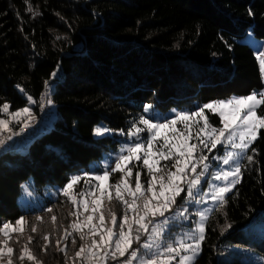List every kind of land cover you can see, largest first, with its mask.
<instances>
[{
    "label": "trees",
    "instance_id": "16d2710c",
    "mask_svg": "<svg viewBox=\"0 0 264 264\" xmlns=\"http://www.w3.org/2000/svg\"><path fill=\"white\" fill-rule=\"evenodd\" d=\"M249 32L264 39V0H0V106L9 104L8 114L28 107L31 117L37 115L46 82L56 106L49 130L24 151L0 156V226L15 225L20 217L27 221L22 233L12 232L8 239L13 264H34L19 260L29 236L28 247L41 264H71L58 247L67 245L71 257L84 243L76 232L62 239L78 219L70 215L78 213L76 205L64 194L45 199L41 208L20 206L30 178L41 196L63 190L76 173L90 172L93 163L116 153L125 141L122 135L145 117L148 105L162 114L193 111L261 90L259 62L242 41ZM28 96L36 103H29ZM8 114L0 112V117ZM205 115L213 127L222 126L218 115L209 110ZM258 115H264V105ZM100 124L113 134L96 138ZM247 155L254 161L244 158L240 183L207 221L194 264H263L244 259L241 251L264 259V235L251 231L257 219H264V129ZM133 168L132 186L136 171L146 186V168L141 162ZM121 175L112 174V184ZM85 179L76 185L77 193ZM109 208L122 214L115 199ZM226 224L232 227L221 235Z\"/></svg>",
    "mask_w": 264,
    "mask_h": 264
},
{
    "label": "snow or ice",
    "instance_id": "6c2138e0",
    "mask_svg": "<svg viewBox=\"0 0 264 264\" xmlns=\"http://www.w3.org/2000/svg\"><path fill=\"white\" fill-rule=\"evenodd\" d=\"M25 2L27 3V0ZM28 11H32L30 5ZM249 14L251 15V12ZM257 58L264 73V52H261ZM56 75V72L52 73L53 77ZM27 100L29 103H36L31 96H28ZM47 103L51 104L52 101L49 99ZM261 105H264V91H253L250 95L204 104L197 111L173 110L174 117L162 123L153 122L158 116L150 118L141 116L138 122L133 123L129 135L136 137L137 140H140L142 132H147L149 136L146 143L134 142L122 149V151L126 150L127 155H120L115 167L111 169V172L122 174L118 181L108 184L111 172L106 170L102 175L94 176L95 181L99 182L95 185V191L90 190L87 193L81 191L73 195L75 185L82 179L80 175L73 176L64 187L63 194L69 197L74 205L80 203L76 196L91 197L92 214L87 215L83 222L77 219L69 225L72 231L65 229L63 240L66 241L73 232H76L80 241H84L73 256H67L65 250L67 245L64 248L58 247V250L65 253L67 261L71 264H110L112 261L116 264H193L201 250V242L205 239V221L212 209L197 211L195 215L199 216V220L194 222L192 229L182 233H176L173 229L179 222L189 220V215H186L189 210L184 206L186 204H200L203 197L208 195L212 201L218 202L221 208L227 203L226 193L231 192L235 185L240 183V161L245 156L249 163L254 161L253 155L246 154L259 138L260 130L264 129V115H257V109ZM9 107V104L4 103L0 106V112L7 113ZM151 107L148 105L145 111L147 112ZM205 109L213 113L218 112L223 127H213L205 115ZM224 109L230 111L225 113ZM10 115L17 122H21L22 115L31 117V109L24 107ZM226 115L234 117V120L231 122L226 120ZM201 121H203L202 126ZM9 122L0 119V132L7 129ZM178 123L183 125L182 129L176 128ZM137 124H142L144 127H138ZM96 132L99 134L101 129L97 128ZM168 133H171V136ZM161 135L163 143L153 151ZM192 139L197 143H189ZM4 143L5 141L0 139V146ZM218 145L226 149L230 147L232 150H226L223 156H213L211 159L221 161L225 166L232 164L234 167L224 170L217 165L219 170L211 173L212 179L226 183L224 186H217L208 181L210 191L202 193L200 189L202 179L210 173L211 168L210 158L204 154V150L210 153L213 149H217ZM251 150L253 153L257 151L255 148ZM133 160L143 161V166L148 172L146 186L141 182L140 171H136L135 186L132 187L130 178L133 169L128 165ZM162 160L170 161L171 167L168 164L161 167ZM85 175L89 174L85 173ZM185 191L186 195L181 196ZM197 195H200L201 199H196ZM178 197L184 201V204H178ZM112 199L123 206V211L118 216L111 208L107 209L109 220L106 221L102 204L105 200L111 202ZM90 205L89 202L83 201L85 212L89 211ZM47 211L51 212L52 209L49 208ZM169 213L171 215H167ZM70 215L79 217L81 214L73 212ZM94 219L96 223H93ZM52 221H56L55 216H52ZM26 223L25 218L20 217L15 221L16 227H13L11 222H3L0 226V234L6 238L0 240V244L4 245L0 247V261L7 256V264H13V248L8 246V239L11 238L12 232L22 233L23 225ZM231 227V224H226L221 235ZM31 231L36 232L37 228L33 226ZM32 239V236L28 237V244ZM43 239L46 242L44 245L46 250L49 236L45 235ZM60 243V240L56 241L57 246ZM28 244L21 248L19 260L23 261L27 258L34 264H41L32 254ZM71 244L73 246L77 244L75 238L71 240ZM189 252L191 255H186Z\"/></svg>",
    "mask_w": 264,
    "mask_h": 264
},
{
    "label": "rangeland",
    "instance_id": "374dc122",
    "mask_svg": "<svg viewBox=\"0 0 264 264\" xmlns=\"http://www.w3.org/2000/svg\"><path fill=\"white\" fill-rule=\"evenodd\" d=\"M244 43H247L249 45H251V47L253 48L254 50V53H255V56L256 58L258 57V55L261 53V52H264V39H260V38H257L254 36V34L252 32H249L248 35L242 40ZM258 60V58H257ZM259 62V60H258ZM259 65H260V62H259ZM260 70H261V66H260ZM262 73V71H261ZM262 77H263V82H264V73H262ZM257 92L259 91H264V87L261 89V90H255ZM232 97H240V96H237V95H233ZM230 97V98H232ZM259 98V97H258ZM229 99V98H228ZM223 100H227V99H223ZM218 101V100H217ZM214 102V101H212ZM212 102H209V103H212ZM203 106V105H202ZM202 106H198L196 107L193 111H197L200 107ZM260 108V107H259ZM259 108L257 109V115H258V110ZM205 110H208V109H205ZM175 111H190L188 110V108H185V109H182V110H176ZM225 113H228L230 111V109H224ZM146 112V111H145ZM213 113V112H212ZM5 114H8L5 113ZM216 115L219 116L218 112L217 113H214ZM175 115L174 111L172 110L170 113L168 114H162L160 112H158L157 110H155L153 107H151L150 109H148V111L146 112V115H145V118H150L152 116H158L157 119H154L153 122L154 123H157V122H164L166 119H171L173 118ZM220 117V116H219ZM28 117H26L25 115H22L20 117V121L21 122H24V120H27ZM0 119H4V120H8L10 121L8 123V126H7V129L3 130L2 132H0V135L2 133H5L7 134L8 131L12 130V129H15L18 125L21 124V122H17L16 119H14L10 114H8V117H0ZM56 119V116L54 118V120ZM221 119V117H220ZM225 119L228 120V121H232L234 120V117H231V116H228L226 115L225 116ZM236 122L238 123V120H236ZM203 125V121H201V126ZM103 125L100 124L98 125L97 128H100L101 129V132L98 134L96 131H95V137L96 138H100V137H103L107 134H113V132L107 130L106 128H103L102 127ZM138 127H141L143 128L144 125L140 124L138 125ZM183 125L182 124H177L176 125V128L179 130V129H182ZM223 127V124L222 126ZM96 128V129H97ZM163 135V134H162ZM162 135L161 137H158V143H156L153 147V151H155L156 148H159L160 144L163 143V139H162ZM169 136H171V133H168ZM193 135H195V133H193ZM123 136V139H125V141L122 143V146L119 148V150L116 152V153H111L109 155H107L105 157L104 160L102 161H99V162H95L91 165V168L92 171L90 172H87L86 169H82L80 172L76 173L74 176L76 175H80L82 178H86L85 181H89V183H85L84 185V189H83V192L87 193L88 191L92 190V191H95V185L99 182L95 181L94 179V176L95 175H102L104 171H110L111 172V169L115 167V164L116 162H118V157L120 155H127V152L126 150L125 151H122V149H125L126 146H129L131 144H133L134 142H139V143H146V139L147 137L149 136V134L147 132H142L140 133V140H137L136 137L134 136H130L129 133L128 135H122ZM189 143H197V141L195 139H192L189 141ZM254 144V143H253ZM252 144V145H253ZM251 145V147H252ZM250 147V148H251ZM249 148V149H250ZM248 149V151H249ZM226 150H232L230 147H228L227 149L222 146V145H218L217 146V149H213L212 152H208L206 149L204 150V154L205 155H208L209 158H210V161H211V168H210V173L209 174H206V177L202 179V184L200 186V189H201V192H209V184H208V181H211L212 184H215L217 186H224V184L226 183L225 181H216V180H213L212 179V175L211 173H214L215 171H218L219 168H222L224 170H229L231 167H234V165L230 164L228 166H225L222 164L221 161H218V160H212L211 158L213 156H223L225 151ZM248 151H247V154H248ZM246 154V155H247ZM142 155V153H141ZM246 157V156H245ZM244 159H242L240 161V164H242V161ZM141 162L143 164V161L140 160V161H136V160H133L129 165L128 167H131L133 169V174H134V168H133V165L136 164V163H139ZM165 164H168L169 167H171V162L170 161H165V160H162L160 161V165L161 167H163V165ZM217 165H219V168H217ZM99 168V170H97V168ZM96 168V169H94ZM147 170V169H146ZM173 171L175 169H172ZM199 171V169H198ZM85 173H88L89 175H85ZM117 172H111V175L112 174H115ZM133 176V175H132ZM132 178V177H131ZM131 178H130V183H131ZM79 184V183H78ZM108 184H112L111 182V176L109 178V181H108ZM132 185V184H131ZM236 186V185H235ZM76 187V185H75ZM105 187H107V185H105ZM133 187V186H132ZM186 185H185V189H186ZM234 189V188H233ZM232 189V190H233ZM186 192V191H185ZM184 192V193H185ZM232 192V191H231ZM226 193V197L231 193ZM58 193H62L63 194V190L59 189V188H55V189H51V190H48L45 192V194L43 196L39 195L34 186H33V180L32 178H30L24 185H23V192H22V195L19 199V203H20V206L23 207V208H28V207H36V208H41L42 205L45 203V199H49V198H52L54 196H56ZM77 192L75 191V188L73 190V195H75ZM113 196L115 195L114 191H113ZM183 193H181L182 195ZM76 199L78 201H80V203L78 204H75L77 209H78V213H80L81 215H79L78 219L80 222H83L84 221V218L89 215V214H92L91 213V205H90V201H91V197L85 195L84 197H80V196H76ZM196 199H201V196L200 195H197ZM83 201H87L89 202V211L88 212H85L84 211V207H83ZM184 204V203H183ZM185 207L188 208V213H186V215H189V220L187 221H181L177 224V228L175 227V230L177 229L176 233H182L184 231H188L190 229H192L194 227V222L195 221H198L199 220V216L195 215V213L197 211H200V210H203L205 208H210L212 209L211 212H209L207 215H208V219L205 221V231H206V224H207V221L209 220L210 216L213 214V212L218 208L220 207L219 206V203L218 202H214L211 200L210 198V195L208 196H204L203 197V201L200 203V204H195V203H191V204H186L184 205ZM108 207V201L105 200L102 204V208L104 210V215H105V218H106V221L109 220V217L107 215V209ZM167 215H171V213L167 214ZM96 219L93 220V223H96ZM255 224L253 225L251 231L253 232H257L259 231L261 234L264 235V219H257L255 222ZM13 227H16V225H13ZM25 227V224L23 225V229ZM86 232H87V229H85ZM247 232V231H246ZM189 243H191V241H188ZM202 244V242H201ZM135 247V246H134ZM201 253V250L199 252V255ZM241 253L243 254V257L244 259L246 260H254L256 262H259V261H262V263L264 264V259L259 257L257 254L251 252V251H241ZM186 255H191V253H186ZM196 256L193 264L195 263V261L197 260V258L199 257ZM0 264H7V256H5L4 260L3 261H0Z\"/></svg>",
    "mask_w": 264,
    "mask_h": 264
},
{
    "label": "built area",
    "instance_id": "2783aa9c",
    "mask_svg": "<svg viewBox=\"0 0 264 264\" xmlns=\"http://www.w3.org/2000/svg\"><path fill=\"white\" fill-rule=\"evenodd\" d=\"M49 99L52 101L51 104L47 103ZM55 116L56 106L52 97L51 85L48 83L40 100L39 113L30 117L23 128L10 134L2 133L0 135V139L5 141L4 145L0 146V156L6 152L18 153L24 151L31 141L51 128ZM110 264H116V262L112 261Z\"/></svg>",
    "mask_w": 264,
    "mask_h": 264
},
{
    "label": "crops",
    "instance_id": "0c3cea01",
    "mask_svg": "<svg viewBox=\"0 0 264 264\" xmlns=\"http://www.w3.org/2000/svg\"><path fill=\"white\" fill-rule=\"evenodd\" d=\"M29 119H30V117H28L27 120H24V122H22L21 125H18L15 129L8 131L7 134H10L11 132H14L17 129L23 128L27 124Z\"/></svg>",
    "mask_w": 264,
    "mask_h": 264
}]
</instances>
